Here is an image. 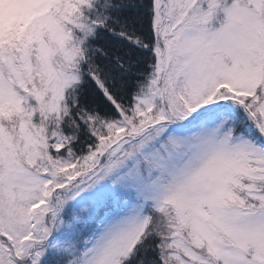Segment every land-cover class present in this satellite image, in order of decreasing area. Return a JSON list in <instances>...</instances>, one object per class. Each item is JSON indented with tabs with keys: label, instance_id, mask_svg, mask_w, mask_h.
<instances>
[{
	"label": "snow or ice",
	"instance_id": "1",
	"mask_svg": "<svg viewBox=\"0 0 264 264\" xmlns=\"http://www.w3.org/2000/svg\"><path fill=\"white\" fill-rule=\"evenodd\" d=\"M0 264H264V0H0Z\"/></svg>",
	"mask_w": 264,
	"mask_h": 264
}]
</instances>
